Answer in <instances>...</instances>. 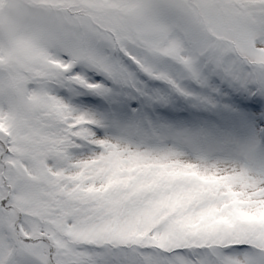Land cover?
Listing matches in <instances>:
<instances>
[{
  "label": "snow or ice",
  "instance_id": "1",
  "mask_svg": "<svg viewBox=\"0 0 264 264\" xmlns=\"http://www.w3.org/2000/svg\"><path fill=\"white\" fill-rule=\"evenodd\" d=\"M0 264H264V0H0Z\"/></svg>",
  "mask_w": 264,
  "mask_h": 264
}]
</instances>
